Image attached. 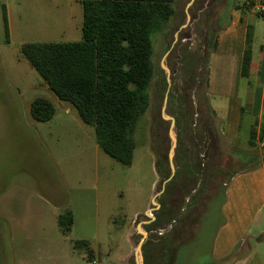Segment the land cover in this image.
<instances>
[{"label": "rangeland", "instance_id": "374dc122", "mask_svg": "<svg viewBox=\"0 0 264 264\" xmlns=\"http://www.w3.org/2000/svg\"><path fill=\"white\" fill-rule=\"evenodd\" d=\"M189 1L174 0L173 15L152 35L149 106L136 124L132 163L124 165L98 147L94 127L59 99L20 53L24 42L80 40L82 0H0V264H135L141 241L142 262L197 264L186 257L196 247L199 215L229 176L226 166L222 172L212 163L206 144L207 60L230 12L254 8L261 0ZM168 49L165 115L181 117L182 111L173 131L186 151L185 162L196 163L197 171L182 167L164 183L169 162L167 177L156 172L154 162L165 156L168 161L171 145V121L162 116L166 72L160 66ZM39 95L55 107L50 120L38 121L30 113V102ZM54 202L59 213L73 214L68 233L58 226ZM157 206L164 208L165 222L155 227Z\"/></svg>", "mask_w": 264, "mask_h": 264}, {"label": "trees", "instance_id": "16d2710c", "mask_svg": "<svg viewBox=\"0 0 264 264\" xmlns=\"http://www.w3.org/2000/svg\"><path fill=\"white\" fill-rule=\"evenodd\" d=\"M173 1L82 0L80 40L30 41L20 46L22 57L48 88L59 99L71 103L81 120L94 127L98 147L124 165L132 163L136 124L149 106L148 88L154 74L152 35L161 31L173 15ZM2 17L5 40L9 42L5 4ZM250 56L248 37L241 66L243 76L248 75ZM30 113L38 121H47L53 117L55 107L39 95L31 100ZM180 114L175 116L177 126L184 118L182 111ZM185 155L178 143L174 153L176 176L182 167L191 174L197 171L196 163L185 162ZM154 165L157 173L169 175L166 156L157 158ZM190 182L192 179L187 183ZM163 216L164 208L160 206L151 226L163 224ZM57 222L61 232L68 233L73 223L71 210L59 213ZM143 263L150 264L146 260Z\"/></svg>", "mask_w": 264, "mask_h": 264}, {"label": "crops", "instance_id": "0c3cea01", "mask_svg": "<svg viewBox=\"0 0 264 264\" xmlns=\"http://www.w3.org/2000/svg\"><path fill=\"white\" fill-rule=\"evenodd\" d=\"M248 37L251 58L243 76ZM208 67L207 149L212 163L226 166L230 177L224 190L209 194L207 210L199 215L196 247L186 258L264 264V16L253 8L231 11L216 34Z\"/></svg>", "mask_w": 264, "mask_h": 264}, {"label": "water", "instance_id": "95a60500", "mask_svg": "<svg viewBox=\"0 0 264 264\" xmlns=\"http://www.w3.org/2000/svg\"><path fill=\"white\" fill-rule=\"evenodd\" d=\"M193 0H190L188 5H190V3H192ZM187 16L189 17V14L187 12ZM177 34H175V37H176ZM169 52V49L164 53L162 59H161V62H160V66L163 70H165L166 72V81H167V88H166V92H165V95H164V102H163V107H162V116L166 119H170V128H169V131H168V134H169V137H170V140H171V145H170V148L168 150V162H169V167H170V175L169 177L164 181V183H166L167 181H169L171 179V177L173 176L174 172H175V164H174V152H175V148H176V145H177V138L174 134V126H175V118L173 116H166L165 115V108H166V102H167V94H168V89H169V85H170V82H169V78H168V75H169V68L166 66V64L164 63V60L167 56ZM158 193L154 194L153 197H152V202H154V198L156 197V195H158ZM158 208V206H157ZM142 235L143 236H146L145 232H142ZM141 247H142V241L141 242H138L136 247H135V251H134V262L135 264H143L142 262V259H141Z\"/></svg>", "mask_w": 264, "mask_h": 264}, {"label": "built area", "instance_id": "2783aa9c", "mask_svg": "<svg viewBox=\"0 0 264 264\" xmlns=\"http://www.w3.org/2000/svg\"><path fill=\"white\" fill-rule=\"evenodd\" d=\"M253 10H254L256 13H258L259 15L264 16V1H260L259 3H257V4L254 6ZM200 156H201V158H202V161H205L206 153H205V152H204V153H201ZM170 225H171V224H170ZM170 225H169V226H170Z\"/></svg>", "mask_w": 264, "mask_h": 264}]
</instances>
